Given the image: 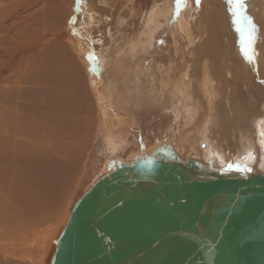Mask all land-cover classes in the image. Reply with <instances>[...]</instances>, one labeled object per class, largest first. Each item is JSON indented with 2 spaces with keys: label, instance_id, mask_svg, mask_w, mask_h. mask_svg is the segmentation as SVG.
Returning <instances> with one entry per match:
<instances>
[{
  "label": "rangeland",
  "instance_id": "rangeland-1",
  "mask_svg": "<svg viewBox=\"0 0 264 264\" xmlns=\"http://www.w3.org/2000/svg\"><path fill=\"white\" fill-rule=\"evenodd\" d=\"M95 2L96 0H0V93L14 94L15 89L18 92L20 90L24 92L26 88H30L33 93L37 94L51 92V89L56 87L55 83L61 81V77L47 76L49 72L56 73L50 68L67 67L57 63L81 62L86 68L89 79L87 84L95 100V115L100 117L101 123V133L97 135L96 144L88 154L83 176L69 201L67 210L55 225L48 226L50 229L48 227L35 229L29 225L30 222L35 221L34 218L37 215L23 212L20 196L24 188L21 183L22 177L15 170L18 167L14 169L13 166L0 164L1 173L10 171L6 179L5 176L0 175V264H49L54 250V240L70 208L82 191L90 185L94 175L100 171V164L101 166L103 164V128L110 129L118 135H126V150L124 149L121 153L123 157L135 151L140 140H143L147 146H152L156 140L173 141L177 145H183L179 139L182 128L177 129L178 120L173 118L172 108L168 110L164 108L171 103L165 87L166 83L169 84V80L170 82L177 81L174 73H177L178 69L180 71L186 56L187 40L177 23L181 16L190 19L188 0H118L117 2L121 3L124 11V24L116 27L113 19L112 38L106 47L108 62L104 74L105 80L103 79L104 82L99 85L94 83L89 74V72L94 75L99 74L96 72L97 69L90 67L91 70H88L86 66L87 60L90 63L95 61L93 52L88 49L90 43H87L85 38H80L82 45L87 48V56H83L82 49L78 46V33L73 27L81 11H87L88 7L93 9V6H96ZM241 2L239 1L240 9L243 8ZM165 4L170 10L167 24L155 32L151 46L147 47L145 52L140 53L139 60H135L143 66V69L146 67V74L143 72L141 74L140 71L136 73L135 82L137 84L134 83L142 90L144 105L140 104L139 108L136 105L134 109H131L132 116L124 112L110 111L108 106H105L109 105L110 100L102 98L105 81L113 80L120 90L125 92L129 90L132 79L127 76V68L130 67L132 60L130 58L131 45L143 30L144 22L150 12ZM115 7L116 3L109 5L108 8L112 12ZM103 14L107 13L101 11L100 15ZM246 35V43L250 46L252 42L247 33ZM233 38L231 44H234ZM219 40V44H215V49L220 48L221 40ZM225 40L223 38V41ZM171 78L174 80L171 81ZM30 79H32V84L27 86ZM99 93L103 94L99 96ZM129 93L132 94L134 91L131 89ZM98 98H101V102L103 101L104 108L99 105ZM9 99L13 100L14 97H9ZM130 101V103L134 102L133 95ZM11 105L12 102L1 103L0 127L3 129L2 132H5V126L16 116L12 110L7 111ZM131 117L136 120V125L129 126L128 121ZM139 127H141L142 134L139 132ZM194 154L195 152H190L187 158ZM25 192L26 194L29 192V185L26 186Z\"/></svg>",
  "mask_w": 264,
  "mask_h": 264
},
{
  "label": "water",
  "instance_id": "water-1",
  "mask_svg": "<svg viewBox=\"0 0 264 264\" xmlns=\"http://www.w3.org/2000/svg\"><path fill=\"white\" fill-rule=\"evenodd\" d=\"M106 169L75 201L49 264H264V162L259 173L216 168L161 145Z\"/></svg>",
  "mask_w": 264,
  "mask_h": 264
},
{
  "label": "bare ground",
  "instance_id": "bare-ground-1",
  "mask_svg": "<svg viewBox=\"0 0 264 264\" xmlns=\"http://www.w3.org/2000/svg\"><path fill=\"white\" fill-rule=\"evenodd\" d=\"M117 1L96 0V6H93V9L88 7L87 11H81L79 18L73 24L74 31L79 36L78 46L81 47L83 56H87V48L82 45L80 38H85L87 43L92 45L90 47L88 44V49L93 52L95 61L90 63L87 60L86 66L88 70H91L90 67L97 69L96 72L99 73L96 74L97 77L89 72L96 85L105 80L104 74L108 62L106 47L112 38L113 19L116 27L124 24V11L121 3ZM239 1H242V9L239 7ZM115 3L118 9L116 10L115 7V10L111 12L108 7ZM166 6L168 5L156 7L150 12L147 19L145 18L143 30L131 45L132 60L130 67L127 68V76H130L132 81L128 92L120 90L113 80L105 81L104 94L102 93L105 97L102 96V98L110 100L109 105H105L110 111L124 112L132 116L131 109H134L136 105L138 108L140 104L144 105L142 90L138 88L135 80H137L136 73L139 71L141 74L142 72L146 74V67L143 69V66L135 60H139L140 53L151 46L155 32L167 24L170 10L169 6ZM187 6L190 19L181 16L177 23L187 40L186 56L180 71L178 69L177 73H174L177 81L169 80V84L166 83L165 87L171 103L164 108V110L172 108L173 118L178 120L177 129L182 128L179 139L183 145H177L173 141L156 140L152 146H147L143 140H140L137 149L123 157L121 153L127 145L126 135H118L110 129L103 128L104 160L102 166L100 164V171L94 175L90 185L107 173L106 165L109 161L116 159L128 163L133 157L149 154L151 150L161 145H170L183 160L193 159L206 165L210 162L216 168L226 164L232 166L245 164L254 173L262 172L264 162V0H199V3L197 0H188ZM101 11L107 14L100 15ZM246 33L252 42L250 46L246 43ZM223 38L226 40L223 41ZM232 38L234 44H231ZM219 39L221 45L220 48L216 47L218 51L215 49V44H219ZM172 78L171 81L174 80ZM131 89L134 91L132 94L129 93ZM102 94L99 93V96ZM132 95L134 102L130 103ZM98 99L99 105L104 108L103 101L101 102V98ZM128 124L136 125L134 117H131ZM140 128L139 132L142 134ZM190 152L195 154L187 158ZM92 164L94 165V161ZM71 209L72 207L70 211Z\"/></svg>",
  "mask_w": 264,
  "mask_h": 264
},
{
  "label": "crops",
  "instance_id": "crops-1",
  "mask_svg": "<svg viewBox=\"0 0 264 264\" xmlns=\"http://www.w3.org/2000/svg\"><path fill=\"white\" fill-rule=\"evenodd\" d=\"M57 64L67 67L50 68L56 73L47 76L61 77L51 92L37 94L26 88L24 92L15 89L14 94L0 93V111L2 102H12L7 111L16 113L5 132L0 127V164L18 167L15 170L24 188L20 196L23 212L37 215L29 224L35 229L52 227L62 218L101 133L86 68L77 61ZM9 173L0 175L6 179Z\"/></svg>",
  "mask_w": 264,
  "mask_h": 264
},
{
  "label": "snow or ice",
  "instance_id": "snow-or-ice-1",
  "mask_svg": "<svg viewBox=\"0 0 264 264\" xmlns=\"http://www.w3.org/2000/svg\"><path fill=\"white\" fill-rule=\"evenodd\" d=\"M197 3H199V0H197ZM231 168V166H229ZM237 171H240L241 169L239 167L236 168Z\"/></svg>",
  "mask_w": 264,
  "mask_h": 264
}]
</instances>
